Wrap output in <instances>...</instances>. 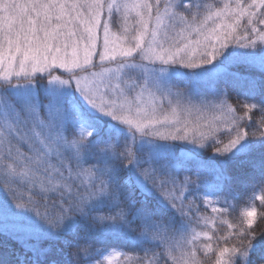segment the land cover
Segmentation results:
<instances>
[{
	"label": "snow or ice",
	"instance_id": "1",
	"mask_svg": "<svg viewBox=\"0 0 264 264\" xmlns=\"http://www.w3.org/2000/svg\"><path fill=\"white\" fill-rule=\"evenodd\" d=\"M260 220L264 0H0V264H264Z\"/></svg>",
	"mask_w": 264,
	"mask_h": 264
},
{
	"label": "trees",
	"instance_id": "2",
	"mask_svg": "<svg viewBox=\"0 0 264 264\" xmlns=\"http://www.w3.org/2000/svg\"><path fill=\"white\" fill-rule=\"evenodd\" d=\"M232 102H235V101L233 100ZM235 203H236V207L234 210L230 212L227 219L230 220L234 225L239 226L241 223V220L243 219V213L246 209L248 201L246 197H241ZM259 227L264 228V220L259 221ZM197 230H201V229L197 227ZM227 231L228 230H227L226 225L221 224L218 220L216 224V232L214 234L215 237L216 238L222 237L227 233ZM236 242L238 241H235V240L231 241V243H236ZM221 243L223 242L221 241ZM202 260H203V264H210V260L208 258L202 257ZM104 264H108V262L105 261ZM111 264H134V258L126 260L124 257H118V258L113 257L111 260Z\"/></svg>",
	"mask_w": 264,
	"mask_h": 264
},
{
	"label": "rangeland",
	"instance_id": "3",
	"mask_svg": "<svg viewBox=\"0 0 264 264\" xmlns=\"http://www.w3.org/2000/svg\"><path fill=\"white\" fill-rule=\"evenodd\" d=\"M122 20L121 17L118 14H114L111 19V27L114 32H119L121 30ZM136 63H143V61L140 60L139 56L136 57ZM106 66H115V65H106ZM96 71H99L100 68L98 67L95 69ZM138 72L136 71H129L127 78L129 79V82L131 80H134L138 77Z\"/></svg>",
	"mask_w": 264,
	"mask_h": 264
}]
</instances>
